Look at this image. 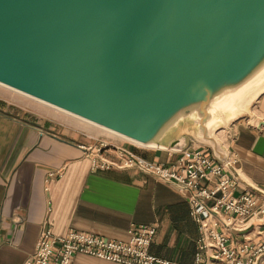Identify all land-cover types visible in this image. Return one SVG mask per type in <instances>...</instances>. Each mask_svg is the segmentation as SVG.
I'll return each mask as SVG.
<instances>
[{
	"label": "water",
	"instance_id": "water-1",
	"mask_svg": "<svg viewBox=\"0 0 264 264\" xmlns=\"http://www.w3.org/2000/svg\"><path fill=\"white\" fill-rule=\"evenodd\" d=\"M263 65L264 0H0V83L143 146L223 160L209 107Z\"/></svg>",
	"mask_w": 264,
	"mask_h": 264
},
{
	"label": "crops",
	"instance_id": "crops-1",
	"mask_svg": "<svg viewBox=\"0 0 264 264\" xmlns=\"http://www.w3.org/2000/svg\"><path fill=\"white\" fill-rule=\"evenodd\" d=\"M223 131V141L236 157L239 190L246 185L264 189V92ZM179 138L183 148L172 149L171 141ZM96 140L165 166H173L180 151L203 146L188 126L179 127L161 146H140L0 95V264H24L44 226L56 235L77 230L127 241L129 228L151 224L156 226L151 254L192 263L199 232L185 194L135 169H92L78 145ZM245 232L255 240L263 234ZM71 264L118 263L76 254Z\"/></svg>",
	"mask_w": 264,
	"mask_h": 264
},
{
	"label": "built area",
	"instance_id": "built-area-1",
	"mask_svg": "<svg viewBox=\"0 0 264 264\" xmlns=\"http://www.w3.org/2000/svg\"><path fill=\"white\" fill-rule=\"evenodd\" d=\"M219 140L226 151L223 160L203 144L201 148L180 151L173 166L148 161L103 140L78 147L90 159L92 169H135L185 194L189 216L199 232L190 264H264V189L246 185L239 190L236 157L224 139ZM108 149L116 155L106 156ZM252 229L263 233L261 239L246 234ZM155 232L153 224L131 227L129 239L121 241L76 230L56 235L44 226L24 264H71L76 254L118 264H185L149 252Z\"/></svg>",
	"mask_w": 264,
	"mask_h": 264
},
{
	"label": "bare ground",
	"instance_id": "bare-ground-1",
	"mask_svg": "<svg viewBox=\"0 0 264 264\" xmlns=\"http://www.w3.org/2000/svg\"><path fill=\"white\" fill-rule=\"evenodd\" d=\"M264 73V65L260 68V69H258V71L257 72H255L248 80H246L243 84H241L240 86H238V87H236V88H234V89H231V90H227V91H225V92H223L220 96H218L217 98H215L213 101H212V103H211V105H210V107H209V113H210V117H209V119L207 120V122H206V128L208 129V133L210 134V137L213 139H215V130L218 128V127H220V126H217L216 125V120H215V114H218V112L216 111L220 106H225V105H227L228 104V102H230V106H229V111H230V113H231V115H232V117L233 116H236V114L238 113V112H240V108H241V106H243L245 103L247 104V103H251L252 101H254L255 99H257V97L262 93V92H264V78L262 79V78H260L259 77V82H256V81H253L255 78H257L258 76H260L261 74H263ZM0 86L1 87H3V88H6V89H9V90H11V91H13V92H15V93H18V94H20V95H23V96H25V97H27V98H29V99H32V100H34V101H36V102H39V103H41V104H43V105H46L47 107H50V108H52V109H54V110H56V111H58V112H60V113H63V114H65V115H67V116H70V117H72V118H75V119H77V120H80V121H82V122H85V123H87V124H90V125H92V126H95V127H98V128H100V129H103V130H105V131H107V132H109V133H111V134H114V135H118V134H116V133H113V132H111V131H109V130H107V129H105V128H102V127H100V126H98V125H96V124H94V123H92V122H90V121H87V120H84V119H81V118H79V117H77V116H75V115H73V114H70V113H68V112H66V111H64V110H62V109H59V108H57V107H54V106H52V105H50V104H48V103H45V102H43V101H40V100H38V99H35V98H33V97H31V96H28V95H26V94H23V93H21V92H19V91H16V90H14V89H12V88H10V87H7V86H5V85H3V84H1L0 83ZM234 97H237L238 98V100H237V102L235 103V102H233V99H234ZM239 106H240V108H239ZM245 106V105H244ZM248 106V105H247ZM244 111V110H243ZM229 116H230V114H229ZM237 117V116H236ZM231 120L232 119H235V118H231V117H229ZM119 137H122V138H124V139H126L125 137H123V136H120V135H118ZM130 141V140H129ZM133 142V141H132ZM133 143H135V144H137V145H140V146H143V145H141V144H139V143H137V142H133ZM153 147V146H152ZM77 231V230H76Z\"/></svg>",
	"mask_w": 264,
	"mask_h": 264
},
{
	"label": "rangeland",
	"instance_id": "rangeland-1",
	"mask_svg": "<svg viewBox=\"0 0 264 264\" xmlns=\"http://www.w3.org/2000/svg\"><path fill=\"white\" fill-rule=\"evenodd\" d=\"M259 77L263 79L264 78V73L261 74L260 76H258L257 78H255L253 81L259 82ZM0 95H2L5 98H9V99H11L14 102H17L20 105L26 106L27 108H30V109H32L35 112L37 111L40 114H44V115H47V116H50V117H56V118L62 119L65 122H70V123H73L75 125L81 126L83 128H90V129H94V130L98 128V127L94 128L95 126H90V124H86L85 122H82L80 120H77L75 118L67 116L65 114H62V113H60L58 111L52 110L50 107H47L46 105H43V104H41L39 102H36V101H34L32 99H29V98H27V97H25L23 95L15 93V92H13V91H11L9 89L3 88L1 86H0ZM237 100H238V98L234 97L233 102L236 103ZM254 101H252L251 103H247V104L245 103L244 104L245 106L243 105V106H241V108L239 106L240 112H238L236 114V116L239 117V116L244 115L248 111V109L252 107ZM229 106H230V102H228V104L223 106V107L220 106L216 110L218 113L223 112V113H221V115H217V117H216L217 119H216L215 123H216L217 126H220L214 131L216 133L215 134V138L217 140L224 139L225 131H222V129H224L225 127L226 128L229 127V125L232 123V121L235 120V119L231 120L229 117L236 118V116L232 117V115H231V113L229 111ZM229 114H230V116H229ZM98 131H100V130H98Z\"/></svg>",
	"mask_w": 264,
	"mask_h": 264
}]
</instances>
